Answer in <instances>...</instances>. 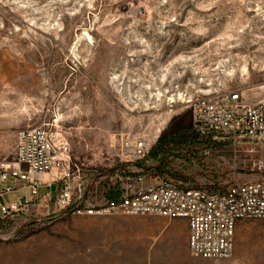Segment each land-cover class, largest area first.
I'll list each match as a JSON object with an SVG mask.
<instances>
[{"label": "rangeland", "instance_id": "rangeland-1", "mask_svg": "<svg viewBox=\"0 0 264 264\" xmlns=\"http://www.w3.org/2000/svg\"><path fill=\"white\" fill-rule=\"evenodd\" d=\"M234 88L264 92V0H0V158L18 131L48 124L76 178L104 176L86 188L96 199L114 175L153 182L102 172L124 164L123 138L152 146L191 125L189 97ZM189 163L172 164L193 172L188 186L215 180ZM0 264H264V219L237 223L229 257L202 259L184 219L60 213L0 242Z\"/></svg>", "mask_w": 264, "mask_h": 264}, {"label": "built area", "instance_id": "built-area-1", "mask_svg": "<svg viewBox=\"0 0 264 264\" xmlns=\"http://www.w3.org/2000/svg\"><path fill=\"white\" fill-rule=\"evenodd\" d=\"M252 93L234 88L186 101L198 140L189 164L194 173L215 175L209 186H188L187 175L193 172L174 167L187 164L177 157L170 169L181 177L154 175L152 183L133 190L114 175L122 190L119 199L108 200L103 192L96 199L86 188L104 176L92 183L76 178L78 168L70 166L64 142L48 124L18 131L12 155L0 158V242L71 208L74 214L184 219L191 257H229L237 223L264 219V92ZM121 141L124 163L145 158L151 148L144 137Z\"/></svg>", "mask_w": 264, "mask_h": 264}, {"label": "trees", "instance_id": "trees-1", "mask_svg": "<svg viewBox=\"0 0 264 264\" xmlns=\"http://www.w3.org/2000/svg\"><path fill=\"white\" fill-rule=\"evenodd\" d=\"M198 145L197 134L192 130L191 125H179L169 131L162 133L155 143L151 146L147 156L141 160L132 163L119 164L106 171L121 170L122 173L129 176H136L153 172V174L160 177L176 176L178 174L171 171L170 166L172 161L177 157L189 159L188 157H195L196 152L194 148ZM153 162V167L149 168L146 163ZM133 165L139 172L133 173L129 170V166ZM107 185V186H106ZM103 193L108 200H118L121 194V188L118 183L106 184ZM71 208L65 209L62 213H70ZM50 216L47 219H52Z\"/></svg>", "mask_w": 264, "mask_h": 264}]
</instances>
